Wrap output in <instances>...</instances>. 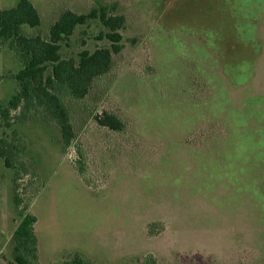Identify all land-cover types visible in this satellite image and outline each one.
I'll list each match as a JSON object with an SVG mask.
<instances>
[{
	"label": "rangeland",
	"instance_id": "obj_1",
	"mask_svg": "<svg viewBox=\"0 0 264 264\" xmlns=\"http://www.w3.org/2000/svg\"><path fill=\"white\" fill-rule=\"evenodd\" d=\"M30 1L41 24L26 36L46 39L64 10L99 6L116 7L126 26L110 72L83 100L64 96L68 148L40 114L0 121V138L25 144L30 172L15 182L0 158V264H14L24 206L37 219L38 264L75 253L95 264L148 254L156 264H264V0ZM106 32L98 21L77 26L61 58L109 48ZM23 66L5 43L0 109ZM105 112L123 130L99 126Z\"/></svg>",
	"mask_w": 264,
	"mask_h": 264
},
{
	"label": "trees",
	"instance_id": "obj_2",
	"mask_svg": "<svg viewBox=\"0 0 264 264\" xmlns=\"http://www.w3.org/2000/svg\"><path fill=\"white\" fill-rule=\"evenodd\" d=\"M116 7H93L87 14H76L64 10L58 19L50 26L48 37L40 34L26 36L22 28H38L41 19L38 11L29 0H19L15 7L0 9V48L8 43V48L21 56L24 66L13 76L17 82V91L8 100L4 109H0V121L11 126L12 121L23 123L31 114H40L46 120L54 123L60 130L63 148H68L75 138L71 111L65 103L68 96L74 101L83 100L95 80L106 76L113 64V55L123 50L120 31L126 26L124 15L116 14ZM90 21H98L108 32L103 34L109 43V48H101L93 53L83 51L79 60L62 59L61 43L68 40L79 25ZM1 79V78H0ZM15 112L12 117V113ZM99 126L120 132L123 123L113 114L107 112L96 118ZM26 146L17 136L10 140L0 138V158L5 167L15 170L14 181L22 175H29L26 165ZM83 177V169L79 168ZM17 186L15 185V191ZM14 204L20 206L17 193ZM21 222L13 233L14 264H38L37 237L34 232L36 217L27 212L24 206L20 210ZM152 254L144 256L132 264H156ZM56 264H95L85 255L75 253L72 257ZM131 264V263H124Z\"/></svg>",
	"mask_w": 264,
	"mask_h": 264
},
{
	"label": "crops",
	"instance_id": "obj_3",
	"mask_svg": "<svg viewBox=\"0 0 264 264\" xmlns=\"http://www.w3.org/2000/svg\"><path fill=\"white\" fill-rule=\"evenodd\" d=\"M29 1H30V0H29ZM30 2H31V1H30ZM17 3H18V2H17ZM17 3H16V4H17ZM15 6H16V5H15ZM15 6H14V7H15ZM33 6H34V5H33ZM11 8H12V7H11ZM0 9H4V8H3V7H1ZM7 9H9V8H7ZM35 9H36V8H35ZM36 10H37V9H36ZM37 11H38V10H37ZM39 16H40V15H39ZM36 222H37V221H36ZM35 225L37 226V224H36V223H35Z\"/></svg>",
	"mask_w": 264,
	"mask_h": 264
}]
</instances>
